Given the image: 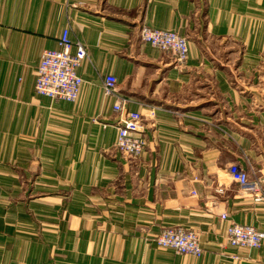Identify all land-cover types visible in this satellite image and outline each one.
Returning a JSON list of instances; mask_svg holds the SVG:
<instances>
[{
	"label": "crops",
	"instance_id": "1",
	"mask_svg": "<svg viewBox=\"0 0 264 264\" xmlns=\"http://www.w3.org/2000/svg\"><path fill=\"white\" fill-rule=\"evenodd\" d=\"M142 25L185 36L186 63L141 41ZM65 28L86 50L83 83L54 101L35 70ZM108 73L128 109L163 108L136 158L113 148ZM235 162L264 183V0H0V264H264V243L224 236L228 219L264 231ZM177 225L201 256L155 245Z\"/></svg>",
	"mask_w": 264,
	"mask_h": 264
},
{
	"label": "built area",
	"instance_id": "2",
	"mask_svg": "<svg viewBox=\"0 0 264 264\" xmlns=\"http://www.w3.org/2000/svg\"><path fill=\"white\" fill-rule=\"evenodd\" d=\"M139 38L150 46L169 52L177 65H183L188 58V44L185 36L171 29L153 28L142 25L139 28ZM55 49H43L35 70L34 91L57 101H75L78 97L83 78L77 69L86 57V50L80 42L72 41L68 29L62 30ZM102 93L112 97V109L117 114L115 122L116 137L113 148L126 158H136L140 155L145 139L142 136L145 117L152 118L161 106L141 103L138 110L128 109L131 99L123 95L117 88V78L105 74L101 80ZM172 113L180 114L177 110ZM230 179L239 189L252 194L255 201L264 200V183L254 176L250 179L248 171L238 163H231L227 168ZM219 187L217 191H221ZM220 218L226 220L227 214L220 213ZM228 244L236 247L260 248L264 243V231L248 223H239L228 219L224 229ZM155 245L161 249H171L178 254H188L199 257L203 249L196 231L177 225L163 227L154 237ZM237 258L236 255H231Z\"/></svg>",
	"mask_w": 264,
	"mask_h": 264
},
{
	"label": "rangeland",
	"instance_id": "3",
	"mask_svg": "<svg viewBox=\"0 0 264 264\" xmlns=\"http://www.w3.org/2000/svg\"><path fill=\"white\" fill-rule=\"evenodd\" d=\"M20 187H21V191H22V184L20 185Z\"/></svg>",
	"mask_w": 264,
	"mask_h": 264
}]
</instances>
